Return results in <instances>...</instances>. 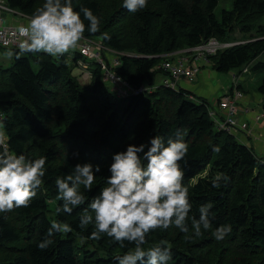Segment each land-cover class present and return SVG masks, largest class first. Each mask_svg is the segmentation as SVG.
<instances>
[{
	"label": "trees",
	"instance_id": "trees-1",
	"mask_svg": "<svg viewBox=\"0 0 264 264\" xmlns=\"http://www.w3.org/2000/svg\"><path fill=\"white\" fill-rule=\"evenodd\" d=\"M44 2L7 0L10 7L30 17ZM219 3L148 0L146 8L130 13L123 0H72L76 11L88 7L100 18V30L95 34L86 31L84 37L100 40L107 47L103 52L107 63L111 60L108 49L120 53L121 63L114 69L122 78L119 85L131 90L123 94L107 85L96 61L90 64V81L82 84L68 63L72 57L78 65L79 50L53 57L20 54L15 49L12 65L0 64L4 132L0 151L7 149L30 159L47 157L44 182L30 206L0 213V264H118L115 257L133 245L122 248L103 234L91 239L94 224L81 228V214L107 186L115 153L125 151L128 144H147L154 135L175 138L177 129L189 146L186 167L181 162L192 205L189 231L174 226L156 229L143 247L166 241L172 252L168 264H264V157L236 134L216 126L213 103L206 98L183 87L175 89L162 81L157 84L159 77L170 75L164 63L176 60L171 54L210 39L232 36L237 42L208 55L217 72L241 70L264 53V25L260 24L264 0H233L232 8L222 9L218 17ZM237 30L245 35L241 40L233 35ZM32 60L40 65L37 71ZM253 69L264 71V60ZM258 92L264 99V78ZM214 146L220 151H213ZM77 163L99 165L101 171L96 173L91 191L80 186L86 197L84 205L71 214L58 212L63 202L58 199L55 181ZM220 173L230 179L226 184L221 180V187L216 188L212 180ZM208 202L214 205L212 227L202 229L197 237L191 218L199 219V206ZM53 221L68 223L73 231L54 234V243L42 251L38 244ZM223 224H230L231 232L218 241L212 233ZM81 237H85L83 242Z\"/></svg>",
	"mask_w": 264,
	"mask_h": 264
},
{
	"label": "clouds",
	"instance_id": "clouds-1",
	"mask_svg": "<svg viewBox=\"0 0 264 264\" xmlns=\"http://www.w3.org/2000/svg\"><path fill=\"white\" fill-rule=\"evenodd\" d=\"M147 3L148 0H123V7L136 13L146 8ZM99 25L100 18L88 7L76 11L72 0H45L26 25L17 26L16 32L23 38L19 49L63 56L78 47L86 31L97 33ZM104 38L110 39L107 34ZM13 55L11 50L4 53L8 59ZM181 133L182 130L177 129L173 134L175 138L170 136L167 140L154 135L147 144H128L125 151L115 153L109 167L110 176L106 178L107 186L92 198L81 214V228L94 224L91 239H98L103 234L122 248L133 245L122 256L115 257L118 264H168L172 252L167 242L161 240L145 249L143 245L147 236L156 229L167 230L173 226L184 233L189 231L192 205L189 188L183 183L185 172L181 165L182 161L185 167L187 165L185 157L189 146ZM3 142L4 134L0 132V144ZM213 151L219 152L220 149L214 146ZM46 161L47 157L30 159L22 153L7 149L0 151V213L30 206L36 190L44 182ZM100 171L99 165L77 163L64 177H58L55 184L58 199L63 203L57 211L71 214L75 207L84 205L86 197L80 186L91 191L96 173ZM229 179L226 173H220L212 184L219 188L221 180L226 184ZM213 206L212 202L200 205L199 219L191 218L195 236H201L202 229L207 231L212 227L210 210ZM72 231L68 223L53 221L38 248L47 250L54 243L51 239L54 234ZM230 232L231 225L223 224L212 235L219 241ZM84 240L85 237H81V242Z\"/></svg>",
	"mask_w": 264,
	"mask_h": 264
},
{
	"label": "built area",
	"instance_id": "built-area-1",
	"mask_svg": "<svg viewBox=\"0 0 264 264\" xmlns=\"http://www.w3.org/2000/svg\"><path fill=\"white\" fill-rule=\"evenodd\" d=\"M15 12V9L10 7L7 3V0H0V48H16L19 49V43L23 39L16 32L17 26L14 24H9L6 20V15H11ZM219 44L217 39H210L208 42L203 43L190 49V52L193 53L194 57L197 59H206V55L215 54L219 49ZM202 47H205L203 49ZM79 52L81 56L78 60V65L84 67V72L87 76L91 77L90 65L85 63L83 60L88 59L91 62L96 61L100 64L101 69L104 73V79L112 83L113 88L118 91V93L123 94L127 91H131L125 86H120L122 83L121 76L116 74L115 67L118 66L120 62L119 57H113L110 60V64L107 63L103 52L107 47H104L100 41L85 38L79 43ZM109 53L114 54V50L108 49ZM195 61V60H194ZM193 61V62H194ZM191 63L189 59H176L173 61H168L164 63V68L166 67L170 75L166 76L162 82L167 86L174 87L179 89L180 80L184 79L189 82H193L197 79V75L201 68L200 65ZM248 69L246 70V72ZM136 89L135 91H137ZM244 92L239 88V82L237 81V76L234 74V84L230 89V92L223 95L219 107L224 111L222 117L217 115L215 109L211 110V115L214 117L216 126L221 130L230 131L237 135L241 131L246 133L251 132V123L246 118V113H252L253 119L256 123H264V107L262 106L260 110L253 111V108L243 105L242 101L244 99ZM243 106V107H242ZM1 114V113H0ZM2 118H0V132H3L1 127ZM4 134V132H3Z\"/></svg>",
	"mask_w": 264,
	"mask_h": 264
},
{
	"label": "rangeland",
	"instance_id": "rangeland-1",
	"mask_svg": "<svg viewBox=\"0 0 264 264\" xmlns=\"http://www.w3.org/2000/svg\"><path fill=\"white\" fill-rule=\"evenodd\" d=\"M232 5H233V0H228V1L227 0H220L219 5L216 7L217 8L216 13H217L218 17L221 16L222 9H224V8L230 9V8H232ZM11 15H8V16H10L8 18L9 22H12V20H13V17ZM260 24L264 25V18L260 20ZM233 35L236 38H238L239 40H241L240 38L245 36L239 30H237ZM97 41H100V40H97ZM217 41L219 44H216V46L218 45L219 50H221L222 48L223 49L227 48L228 46H231L233 43H237V42H234V39L232 36H230V38L228 36V38L225 40H221V41L217 40ZM191 48H193V47H191ZM191 48L179 49L178 53L175 56V59H179V58L189 59L190 57H192L193 61L195 60L194 62L196 64L200 65L201 67H206L205 69L209 70L210 73H213L216 71L214 69V66L211 65V63L208 61L209 59L208 60L200 59V58L197 59L196 57H194L193 53L190 52ZM202 48L205 49V47H202ZM15 49L16 48H12V47L11 48H6V47L0 48V64L1 65H3L4 67H8V66L12 65V63L15 59ZM77 49L79 50L78 47H77ZM8 50L13 51V53H14L13 57L10 59L5 58V56H4V53ZM22 53L23 52L20 51V54H22ZM108 55L112 59L113 57H119L120 53L114 51V54L110 53ZM260 60H264V53L261 54L260 56H258L251 64H248L245 68H242L241 70L236 69V70H232L230 72H217L218 74H220L219 78H217V79L212 78L210 81H203L202 83L200 82V84L207 89L212 88V87L220 88L214 97L212 96L209 98V101L212 103L216 102V97L222 92V87H223L224 91L226 90V92H228L229 89L231 88V86H233V84H234V74H236L237 81L240 84V88L244 91V93L247 94L246 96L250 98L251 103H254L253 98H254L255 92L259 91V86L262 84L263 78H264V71H256L253 69L255 63L259 62ZM89 62L91 64L90 60H89ZM68 63H69V65L74 67L73 74L78 77L79 81L82 84H86L90 81V78L87 76V74L84 71H82L81 69H79V67L74 64L72 57L71 58L68 57ZM32 67L34 70L37 71L39 69L40 65L37 61L32 60ZM247 69L249 71L246 72ZM214 75L217 76L216 73ZM198 76H199V73L197 75V78H198ZM82 78L88 79V80H83ZM161 80H162L161 77H159L157 80V84ZM185 82H189V81H186L184 79L180 80L178 86L179 87L183 86L182 83H185ZM107 85L112 87V83L110 81H107ZM183 88H186V87L183 86ZM249 106H250V104H249ZM261 107L262 106L257 105V108H261Z\"/></svg>",
	"mask_w": 264,
	"mask_h": 264
},
{
	"label": "crops",
	"instance_id": "crops-1",
	"mask_svg": "<svg viewBox=\"0 0 264 264\" xmlns=\"http://www.w3.org/2000/svg\"><path fill=\"white\" fill-rule=\"evenodd\" d=\"M11 16L13 17L12 22L8 21V18L10 16H7V15H6V17H7L6 21L9 24H14L16 26H18L20 24H25L26 25L28 20H29V18H30V16H26V15H24L22 13H19L17 10H15V12ZM74 50H78V49L75 48V49L70 50V51H74ZM177 53H178V51H176L174 54H171V55L176 56ZM84 60L88 61V63H89L88 59H84ZM189 60L191 61V63L193 62L192 57H190ZM89 65H90V63H89ZM78 67L82 71L84 70L83 66H78ZM205 68L206 67H201L200 68L199 76L196 79V81H194V82H185V83H182V85L184 87H186L185 89L193 91L195 94H197V95H199V96H201L203 98H206L209 101V98L212 97V96L214 97L216 95L217 91H219L220 88L212 87V88L207 89V88L203 87L200 84V82L202 83L203 81H210L212 78L217 79V78H219L220 74H218L217 71H215L213 73H210V71L205 69ZM215 73L217 74V76L214 75ZM161 79H163V78H161ZM183 86H181V87H183ZM239 88H240V84H239ZM229 92H230V89H229L228 92H226V90L224 91V89L222 87V92L216 97V102L213 103V109H215L217 111V115L219 117H222L223 114H224V111L219 107L220 106L219 105L220 99H221V97L224 94H227ZM244 94H245V96H244V99L242 101V104L243 105H247V106H249V104H250L249 107H252L253 111L260 110V108H257V105H259V106L263 105V101H264L263 95L261 93H259V92H255V95H254V98H253L254 103H251L250 98L246 96L247 94L246 93H244ZM246 118L251 123V132L250 133H246L245 131H241V132L237 133L238 137H239V139L242 142H245L247 144H251L252 146H254L256 152L258 153V155H260L261 157H264V123L263 122L256 123L254 121V119H253L252 113H250V112L246 113Z\"/></svg>",
	"mask_w": 264,
	"mask_h": 264
},
{
	"label": "bare ground",
	"instance_id": "bare-ground-1",
	"mask_svg": "<svg viewBox=\"0 0 264 264\" xmlns=\"http://www.w3.org/2000/svg\"><path fill=\"white\" fill-rule=\"evenodd\" d=\"M208 55H210V54H208ZM208 55H206V58L208 59Z\"/></svg>",
	"mask_w": 264,
	"mask_h": 264
},
{
	"label": "water",
	"instance_id": "water-1",
	"mask_svg": "<svg viewBox=\"0 0 264 264\" xmlns=\"http://www.w3.org/2000/svg\"><path fill=\"white\" fill-rule=\"evenodd\" d=\"M233 44H236V43H233Z\"/></svg>",
	"mask_w": 264,
	"mask_h": 264
}]
</instances>
